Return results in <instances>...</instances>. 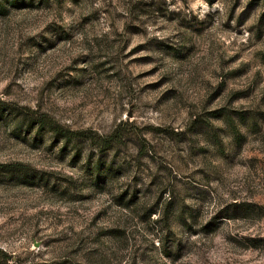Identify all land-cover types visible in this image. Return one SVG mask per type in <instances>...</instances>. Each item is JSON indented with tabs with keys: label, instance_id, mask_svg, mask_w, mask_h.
Instances as JSON below:
<instances>
[{
	"label": "rangeland",
	"instance_id": "1",
	"mask_svg": "<svg viewBox=\"0 0 264 264\" xmlns=\"http://www.w3.org/2000/svg\"><path fill=\"white\" fill-rule=\"evenodd\" d=\"M10 164L0 264H264V0H0Z\"/></svg>",
	"mask_w": 264,
	"mask_h": 264
},
{
	"label": "trees",
	"instance_id": "2",
	"mask_svg": "<svg viewBox=\"0 0 264 264\" xmlns=\"http://www.w3.org/2000/svg\"><path fill=\"white\" fill-rule=\"evenodd\" d=\"M30 120V126H33L35 122H38L40 129L44 130L45 132L52 133L55 136V139L62 140L64 142V146L68 147L70 144L77 143L81 140L82 137H85V133H74L72 131H65L64 129L60 128L59 126L56 125L54 121H36L34 119H30L29 117L27 118ZM229 120V125L231 127V130L233 134L239 138V130L238 127L235 123V121L232 119L231 116L228 117ZM87 138V137H86ZM114 140V139H111ZM111 140H109V144H107V141L104 139H99L96 141V150L98 151H104L109 145ZM0 169L6 170V171H12L15 169H24L23 165L20 164H10V165H0Z\"/></svg>",
	"mask_w": 264,
	"mask_h": 264
}]
</instances>
